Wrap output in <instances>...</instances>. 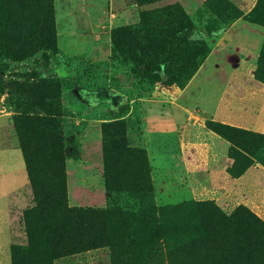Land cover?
Masks as SVG:
<instances>
[{"label": "rangeland", "instance_id": "1", "mask_svg": "<svg viewBox=\"0 0 264 264\" xmlns=\"http://www.w3.org/2000/svg\"><path fill=\"white\" fill-rule=\"evenodd\" d=\"M0 2L17 51L34 50L39 28L51 19L57 47L66 56L108 62L116 36L128 30L136 47L145 49L141 59L169 74V80L142 91L129 86L127 70L115 65L111 85L127 92L125 101L137 110L124 119L125 138L101 110L75 142L76 158H71L72 138L64 123L68 103L15 86L0 95V147L22 152L27 175L26 185L0 197V264H264L257 221L245 210L236 211L245 206L264 221V166L246 151H253L255 139L262 135L247 128L264 77L262 82L254 77L232 80L233 88L212 90L191 106H181L178 100L205 49L208 56L228 59L241 48L256 59L257 69L264 42V0ZM189 32L201 46L185 44ZM62 75L64 70L55 68L53 76ZM214 91L222 102L212 115ZM74 94L75 101L88 105L106 101L101 93ZM237 104L242 109L233 112ZM234 115L240 116L247 133H235V138L233 132L228 134L236 147L206 126ZM243 142L248 149H242ZM209 145L234 160L233 176L248 166L257 169L222 206L214 201L210 164H205ZM3 155L0 180L4 173L10 178L12 171ZM241 246L246 249L238 252Z\"/></svg>", "mask_w": 264, "mask_h": 264}, {"label": "trees", "instance_id": "2", "mask_svg": "<svg viewBox=\"0 0 264 264\" xmlns=\"http://www.w3.org/2000/svg\"><path fill=\"white\" fill-rule=\"evenodd\" d=\"M3 15L4 10L0 2V95L10 86H15L21 91H27L41 98H56L68 103L69 114L64 117V123L69 128L67 136L72 138L68 145L74 151L72 152L74 155L71 158L77 157L75 142L85 132L87 125L92 119L101 113V110H104L103 114L106 119L113 121L118 126L120 135L125 138L126 123L124 119L137 108L132 110L130 100L127 99V102L125 101L127 92L121 93L120 89H113L111 82L114 77H112L110 70L115 65L127 70L125 73L126 83L137 90L148 91L150 88L149 84L158 83L161 79L169 80V74L165 68L153 64L152 61L145 62L141 59L143 56L142 52H145V49L136 47L137 40L134 34L128 30H123V35L119 34L116 36L108 62L90 63L84 59L68 57L57 47V32L51 19H47L39 28V38L34 50H15L11 46V39L7 32ZM261 21L264 22V16ZM190 29H193V27L190 26ZM187 35L188 40L185 41V44L202 45V42H196L192 39V32ZM208 54L205 49V56L195 69L196 72L206 60ZM40 61L44 62V66H39ZM55 68H62L64 75L54 77ZM44 69H47V71ZM253 77L258 82L264 77V42L258 53L257 69ZM124 86L121 87L123 88ZM74 91L79 93L81 91L101 93L105 95L106 101L104 104L98 103L94 105H88L83 101H75L76 95ZM206 126L211 131L228 137L230 144L235 147V142L233 144V140L229 138L228 134L233 132L234 138L236 136L235 133L242 136L247 135L241 128L220 122L210 121L207 122ZM248 139L250 138L246 140ZM243 144L242 149H248L244 142ZM253 145H255L253 151L246 150L250 153L249 157L255 158V161L262 162L264 166V135L256 138ZM249 153L247 154L249 155ZM234 163L233 160L232 167L227 170L233 179L240 177L249 168L248 166L242 173L233 176L231 169L234 167ZM239 209L253 215V218L257 221V226L261 229L264 242V221L245 206H240L236 211ZM245 245L247 246L248 244ZM240 249L242 251V249L245 250L246 248L241 246L238 252H241ZM181 264L186 263L181 262Z\"/></svg>", "mask_w": 264, "mask_h": 264}, {"label": "crops", "instance_id": "3", "mask_svg": "<svg viewBox=\"0 0 264 264\" xmlns=\"http://www.w3.org/2000/svg\"><path fill=\"white\" fill-rule=\"evenodd\" d=\"M255 69L256 59L246 55V52L241 50V48L234 49V52L229 55L228 59L215 58L210 54L202 66L198 69L191 82L178 96V100H182L181 106H191L195 100L199 99L200 96H203V94L206 93L209 94L212 92V90H222L225 87L233 88L231 84L232 80L242 78L241 81H247L248 79H253ZM204 80L206 81L205 86L203 85ZM260 90L261 93L255 106L253 122L251 123L250 128L247 129L264 135V86L263 88H260ZM214 92L215 100L213 103H210L211 108L209 110L212 115H215L218 112L220 103L222 102V97H220L216 91ZM226 93L229 94V92ZM235 109L241 110L242 107L240 104H237L234 105L232 111L234 112ZM177 115H181L180 109L177 110ZM239 118L240 116L237 115H234L233 117L229 116L230 121H222V123L243 129L245 127L240 123L238 120ZM206 147L204 152H206V156L209 160L207 159L205 164H210L208 168V177L215 195L214 201L217 205L222 206L225 205L223 203L224 201L227 202L230 197L234 198L232 195L234 190H236L237 187L240 188V185L244 183L247 177L254 173V171L257 169L249 168L240 177L232 179L228 175L227 170L232 167L233 161L229 159L227 155H223L217 150L212 149L211 145ZM2 152L4 153L2 157L4 159L3 162H7L8 166L12 169L10 178H7L9 175L4 173V177L0 180V182L3 181V184L0 185V197L7 198L26 185L27 175L25 174V168V172L23 174L22 164H24V162L22 158V152L18 148L8 146L5 148L0 147V153ZM244 205L247 206L246 203H244ZM254 213L260 217V215H258L256 212ZM1 225L2 223H0V229Z\"/></svg>", "mask_w": 264, "mask_h": 264}]
</instances>
